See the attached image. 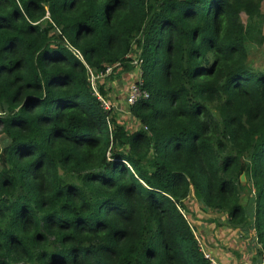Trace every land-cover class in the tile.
I'll use <instances>...</instances> for the list:
<instances>
[{
    "label": "trees",
    "instance_id": "trees-1",
    "mask_svg": "<svg viewBox=\"0 0 264 264\" xmlns=\"http://www.w3.org/2000/svg\"><path fill=\"white\" fill-rule=\"evenodd\" d=\"M263 2L0 0V264H207L183 201L243 224V173L264 253ZM130 53L131 132L88 71Z\"/></svg>",
    "mask_w": 264,
    "mask_h": 264
},
{
    "label": "rangeland",
    "instance_id": "rangeland-1",
    "mask_svg": "<svg viewBox=\"0 0 264 264\" xmlns=\"http://www.w3.org/2000/svg\"><path fill=\"white\" fill-rule=\"evenodd\" d=\"M261 10L264 14V2L261 4ZM239 17L242 23H245L246 16L243 13H240ZM263 46L264 43L261 46L252 43L246 44L249 63L255 69L264 70ZM131 52L137 53V48L133 46ZM130 55L134 56L131 53ZM119 63H116V65H110V69L107 72H105L104 68L100 69V71L96 72L97 76L92 73L93 86L96 90L100 87L104 91L105 96L103 94L101 95L108 101L114 121L119 125H122L127 131L131 132L139 128V123L129 114L128 107L124 105V96L128 84L135 78L136 74L133 66L128 61H126V63L129 67L126 69L123 68V64ZM243 162L246 163V159H244ZM240 183L241 184L238 186V195L240 196L239 202L244 206L245 214H248L249 209L253 206V189L250 181L245 180L244 173L243 180L240 181ZM183 203L184 210H181V212L193 228L191 219L194 214H200L202 211L208 209H204L200 202L194 200V197L191 194L183 201Z\"/></svg>",
    "mask_w": 264,
    "mask_h": 264
},
{
    "label": "crops",
    "instance_id": "crops-1",
    "mask_svg": "<svg viewBox=\"0 0 264 264\" xmlns=\"http://www.w3.org/2000/svg\"><path fill=\"white\" fill-rule=\"evenodd\" d=\"M253 206L243 224L231 225L223 213L204 210L191 219L198 243L219 264H264L252 225Z\"/></svg>",
    "mask_w": 264,
    "mask_h": 264
},
{
    "label": "built area",
    "instance_id": "built-area-1",
    "mask_svg": "<svg viewBox=\"0 0 264 264\" xmlns=\"http://www.w3.org/2000/svg\"><path fill=\"white\" fill-rule=\"evenodd\" d=\"M68 49L72 52V54H74L76 57L80 58V54L78 52V50L74 47H71L67 44ZM134 56L128 54L125 57L129 58V63L133 66V69L135 71V78L128 84L127 88H126V94L124 96V105H126L127 107L132 105L137 99H146L148 97V93L144 90V88L142 87V79H141V71L139 68V60L137 59L136 55L133 54ZM116 65V64H114ZM105 72H107L110 69V66H104ZM89 71V82H90V87L92 90L93 95L95 96V98L97 99V101L99 102L100 106L102 107V109L104 110H109L110 107L108 105V101L98 92V90H96L93 86V75L92 71ZM95 75L97 73H94ZM97 76V75H96ZM200 251L202 253L203 258L206 260L207 264H219L216 260V258L208 251H205L202 247H200Z\"/></svg>",
    "mask_w": 264,
    "mask_h": 264
},
{
    "label": "water",
    "instance_id": "water-1",
    "mask_svg": "<svg viewBox=\"0 0 264 264\" xmlns=\"http://www.w3.org/2000/svg\"><path fill=\"white\" fill-rule=\"evenodd\" d=\"M239 180H240V181L243 180V174H240V176H239Z\"/></svg>",
    "mask_w": 264,
    "mask_h": 264
}]
</instances>
